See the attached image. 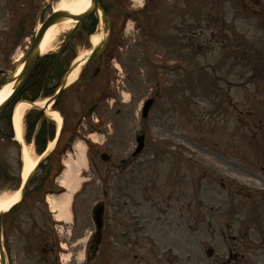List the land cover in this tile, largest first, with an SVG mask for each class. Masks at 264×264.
Returning a JSON list of instances; mask_svg holds the SVG:
<instances>
[{
  "label": "rangeland",
  "instance_id": "1",
  "mask_svg": "<svg viewBox=\"0 0 264 264\" xmlns=\"http://www.w3.org/2000/svg\"><path fill=\"white\" fill-rule=\"evenodd\" d=\"M59 1L0 0V78H13L15 60L24 56L37 27ZM99 2L100 20L95 18L93 36L102 37L104 56L108 51L112 55L102 72L96 56L84 72L83 78L89 74L85 87L75 93L78 79L60 97L65 131L75 120L78 123V137L62 154L61 163L76 161L80 140L86 158L74 173L79 187L71 195L68 220L54 219L48 207V197L58 196L35 192L40 181L43 189L60 185V175L52 176L56 171L53 181L44 182L45 159L41 160L30 186L31 198L20 203L13 221L8 214L2 218L7 264H236L238 259L242 264H264V132L251 128L254 118H263L264 107L260 100L250 104L245 97L260 88L258 76L248 78L245 85L244 65L259 62V55L257 60L252 57L259 51L258 29L247 2ZM145 3L148 15L142 19L151 23H144L147 32L129 16ZM107 5L113 9L105 12ZM136 16L142 17L139 12ZM77 28L74 23L64 29L43 53L68 46L50 75L58 76L69 53L80 60L92 50L91 37L79 36ZM224 32L236 33L231 42L241 33L231 51L223 47ZM179 61L185 70L179 68ZM54 77L48 87L60 83ZM226 78L232 87L225 86ZM226 96L233 102L224 103ZM149 98L155 101L142 119L141 107ZM44 100L38 97L36 102L41 106ZM21 125L23 143L32 159H38L33 140H27L25 116ZM144 132L142 155L124 169L121 160L132 153L137 134ZM53 152L48 156L57 168ZM102 152L110 156L108 162L101 161ZM21 155L17 148L0 151L2 169L20 180ZM9 182L0 187V197L17 191L16 180ZM104 191L105 229L99 237L92 212L104 202ZM52 232L56 245L51 242ZM242 242L249 248L240 249ZM52 249L54 253L49 252Z\"/></svg>",
  "mask_w": 264,
  "mask_h": 264
},
{
  "label": "trees",
  "instance_id": "2",
  "mask_svg": "<svg viewBox=\"0 0 264 264\" xmlns=\"http://www.w3.org/2000/svg\"><path fill=\"white\" fill-rule=\"evenodd\" d=\"M110 9H113V7L112 6L109 7L108 5L107 7H104L105 12L110 11ZM87 22L88 24L85 22H84L85 24L80 23L78 25L79 28H77L78 32L75 33L83 37H85L88 33H91L94 30L95 22L91 21V19L87 20ZM66 47H68L67 44L61 46L58 52L45 54L43 57L38 59L39 61L34 67L33 70L34 72L32 73L30 79L27 81L28 82L27 85L25 86L21 94L17 97V99H24V100L28 99L30 101H33L38 97H46L54 94L55 87H48V85H50V82L54 77L50 74L57 69L56 65L60 61L59 56L62 54V52L64 53ZM73 56L74 54H68L66 56L65 58L66 60L64 61V63H61L60 65V69H59L60 71H58L59 72L58 76L54 77L55 80H57L61 76V74L64 72V68L66 67V65L69 64ZM80 78L83 80L82 82L84 83V80L86 79L83 78V74L80 76ZM1 83H2V79H0V84ZM11 109H12V105H9L8 107L4 108L2 112H0V151L6 150V148H14V149L17 148L19 150L17 142L13 140L12 126H10ZM25 125H26L27 140L30 141L33 139L34 146L36 147V152L37 153L42 152L48 140L52 139L54 136L53 133L55 130V124H53L52 120L46 117L44 113H42L40 110L31 109L26 113ZM64 131H65V126L63 127V130L61 132L60 139L62 141L59 144L60 146L58 149H55L53 152V154H55L54 161L58 160L57 157H59V152H61L62 148H65L69 145L68 144L69 141L64 140V134H63ZM73 136H71L70 139ZM51 159L52 158L46 159V165H45L47 167L45 173L46 178H49L50 173H52L54 170H57L56 172L60 171V167L58 166L56 168L51 163ZM13 180H16V184L13 186V188H16L18 186L20 179H15L12 175L8 174V171L6 172L4 169H2L1 158H0V187L7 185V183L10 184L9 181H13ZM244 246H246V248H249L250 245L244 242L239 248L243 250ZM242 263L243 261L239 260L237 264H242Z\"/></svg>",
  "mask_w": 264,
  "mask_h": 264
},
{
  "label": "bare ground",
  "instance_id": "3",
  "mask_svg": "<svg viewBox=\"0 0 264 264\" xmlns=\"http://www.w3.org/2000/svg\"><path fill=\"white\" fill-rule=\"evenodd\" d=\"M132 2L137 4V3H142V0H132ZM56 6L58 7L54 11L66 10L72 15L74 14L79 15V14L85 13V11L90 9L92 5H91L90 0H60ZM72 24H74V21L71 18H65L61 22L54 23L52 26L48 27V29L45 31L43 35V38H42L43 40L41 41L40 46H39V50H41V54H43L45 51L50 49L54 41L57 39V35L60 34V32H63L64 29L69 28ZM90 37H91V43L94 46L97 45V43L102 40V37L98 35L96 36L91 35ZM22 66H23V63L19 64L16 67V71H15L16 74L19 73ZM77 72H78V69L71 72L67 80L69 82L74 81L77 76ZM14 84L15 83L11 81V82H7V84H4L2 86V88L0 89V103L3 102V100H5L10 95V93L13 90ZM27 105L31 106L30 103L26 101L19 102L15 106L14 112H13L12 126L14 129V136H16V138L19 141L23 140L21 123H22L24 112H25ZM47 112L50 116L49 118H52L59 125L61 124L60 123L61 116L58 112L51 111V109H48ZM23 146H24L25 162L23 166L24 170H23L22 176L23 178H25L29 170L33 168V166L35 165L38 159L37 158L32 159V157L30 156V153H29L30 150L28 149V147L25 146L24 144ZM76 151H77L76 153L77 158L75 159L76 161L73 163L71 158L66 159L64 161L65 169L60 174V178H59L60 185L65 187L66 191L64 193H61V195L58 196V199L54 196H52L51 198L48 197L49 203H50L49 204L50 209H52L55 212V216H56L55 218L59 221L68 220V209H69L68 207L71 202V198H72L71 195L79 187L78 186L79 178L78 176H76V174L74 175V173L78 172L81 166L85 165L86 163V158L84 154L85 145L82 144V142H76ZM19 195H20V190L18 189V191L14 192V194L12 195L0 197V213L6 212L7 209L11 205L16 203L19 199Z\"/></svg>",
  "mask_w": 264,
  "mask_h": 264
},
{
  "label": "water",
  "instance_id": "4",
  "mask_svg": "<svg viewBox=\"0 0 264 264\" xmlns=\"http://www.w3.org/2000/svg\"><path fill=\"white\" fill-rule=\"evenodd\" d=\"M90 2H91L92 6L90 9L86 10L85 13H82L79 15H75V14L72 15L66 10L54 11L51 15H49L44 20L42 25L39 27L37 34L33 38L34 39L33 43L31 44L29 51L24 58L25 63L23 65L21 73L17 77H15V79H14L15 85L13 87L12 92L10 93L11 95L8 96L5 100H3V102L0 103V111L3 110L4 107L9 105V103L12 102L14 100V98L19 94V91H21V89L24 87L27 79L29 78L30 74L32 73V70L34 68L35 63L37 62L36 60L40 56L41 50H39V46H40L41 41L43 40L42 39L43 35H44L45 31L48 29V27H50L54 23L61 22L65 18H71L75 22H80V21L85 20V18H87L91 15H97L98 8H99L98 0H90ZM98 49H99V47L94 48V50L91 52V54L87 55V57H85V59L76 61V63L73 64L69 68V72L66 74V76L62 80L60 86L57 89L58 93H56V95H54L53 97H51L49 100L46 101L44 109H46L49 102L57 100V98L63 92L62 90L66 87L67 82H68V80H67L68 75L72 71L77 70V68H81V67L85 66L87 64V62L89 60H91L92 57L97 53ZM152 103H153L152 100H149L145 103V105L143 107L142 116L147 115L148 110H149L148 108L151 106ZM136 141H138V146L135 150V152L137 153L138 151H140L143 148V145H144L143 136H139L136 139ZM101 158L104 160H107L108 156L103 153ZM33 173H34V169H31L28 172V175L26 177L27 179L23 182V184L20 188L21 189L20 197L26 192V187L28 186L29 181L31 180ZM102 211H103L102 207H98L94 211V217L93 218L95 219V222H96L98 228L101 225V217L100 216H101ZM2 215H3V213H0V221H1ZM0 232H1V222H0ZM208 251H209L208 255L211 256L212 251L211 250H208ZM0 264H5V254L3 252V243H1V233H0Z\"/></svg>",
  "mask_w": 264,
  "mask_h": 264
},
{
  "label": "flooded vegetation",
  "instance_id": "5",
  "mask_svg": "<svg viewBox=\"0 0 264 264\" xmlns=\"http://www.w3.org/2000/svg\"><path fill=\"white\" fill-rule=\"evenodd\" d=\"M244 1L247 2V5L249 6L248 10L252 11L253 17L255 18L256 21V26L258 29V39L256 40V45H257V53H256V57L252 56L255 58V60H257V55H259L258 57V61L259 62H255L254 66H250L249 65V61H247V63L244 65L245 69H246V73H244V75H246V79H245V85L247 84L246 82L248 81V78L254 77V76H258L259 81L260 82V88H259V92L258 93H251L248 92V94L245 96L246 97V101L249 102L250 104L253 101H261L262 103V108L264 107V0H241V2L243 3ZM236 33L234 32H224V34L222 36L223 37V41L226 40L227 42H223V47L228 46V50H232L231 47L238 46L237 45V40L241 38V33L238 32V36H237V40L235 39L233 42L229 41V38L231 39V37H234ZM212 37V35H211ZM225 38V39H224ZM197 50L199 49L198 46H196ZM230 50V51H231ZM97 58H99V65H103L104 61H106V57H104L103 53H100L99 55H97ZM260 59H262V63L260 64ZM100 69H98V71L100 70L101 72L103 71V68L100 66ZM217 70L213 69V72L215 73ZM257 72L256 74H254V72ZM228 70L226 71L225 77H229L228 76ZM225 86L226 85H230L231 87L233 86L232 84H230V82L228 81V79H224L223 80ZM229 92V91H228ZM229 96V95H227ZM226 96V97H227ZM224 103H232L233 100L230 99V97H227V100H223ZM262 116L263 118L257 117L254 118L251 121V128L252 129H258L263 130L264 132V109L262 111ZM249 116H252L251 111H249V113L247 114Z\"/></svg>",
  "mask_w": 264,
  "mask_h": 264
}]
</instances>
